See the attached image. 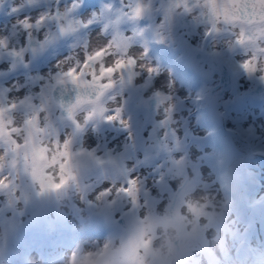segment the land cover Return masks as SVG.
<instances>
[{"label": "bare ground", "instance_id": "6f19581e", "mask_svg": "<svg viewBox=\"0 0 264 264\" xmlns=\"http://www.w3.org/2000/svg\"><path fill=\"white\" fill-rule=\"evenodd\" d=\"M246 1L0 0V264H264L263 159L237 180L171 57L217 84L194 51L225 58L224 126L257 153L264 0Z\"/></svg>", "mask_w": 264, "mask_h": 264}, {"label": "rangeland", "instance_id": "374dc122", "mask_svg": "<svg viewBox=\"0 0 264 264\" xmlns=\"http://www.w3.org/2000/svg\"><path fill=\"white\" fill-rule=\"evenodd\" d=\"M249 1L251 0H247L246 2ZM210 16L212 17V20L214 22L212 8H210ZM165 40L168 41L167 38H165ZM172 42L175 43V40H172ZM194 55L197 58V60H203L204 62L208 61L211 64H214L219 69H221L222 73L225 75L226 84L222 82H219V84H217L212 81H210L209 83H197L196 81L193 82V78L195 76L193 73L192 64L190 63V61L187 59L186 56L180 54V51L174 50L171 57L175 61L176 71L181 75H183V72L185 74L186 73L188 74V81L186 80L182 81L178 79L180 78V75L177 74L176 71L173 72L176 80L180 81L179 91L185 93L186 96L188 94L195 95V92H193L192 90L193 88L196 87L195 89L198 90L199 92L198 94L210 96L209 101L206 102L207 103L206 106L209 107L208 109V111L210 112L209 116H211L212 120L214 121L212 127L215 128L213 129L211 128L213 132V140H208V144L210 146H214V141L216 142L217 140H220L221 142L219 145L220 146L219 151L221 153L222 158L224 160L229 161L227 164H230L229 165L230 170L236 172L235 176L238 181L248 182V179L245 176V161L247 157L253 153L254 157L252 159L259 157L263 159L262 162H264V146L259 147L257 150H255L257 152L255 153L253 151L254 146L249 143L247 137H244L239 133L229 129L228 126H224L227 125L225 119L228 118L231 114L229 107L235 99V89L237 88V86H235L234 76L225 58L217 53L215 54L208 53L207 51L202 49V45L201 47L195 49ZM218 88H220V90L222 91V96H219V94L213 96L212 93L217 92ZM229 97H231V99H229ZM190 109L192 112L194 111L193 108ZM65 122L68 128L71 127V129H73L72 128L73 125L71 123L67 121ZM219 127H224L225 131L223 135H220L218 133ZM206 129L208 128L205 129L202 128V130H200V133H202L201 137L203 138L205 137L203 131H205ZM74 130L77 131L76 129ZM1 135L2 134H0V136ZM75 135L77 134L75 133ZM185 145L188 146L189 142H187ZM238 160H240V162L236 164ZM251 241L253 242V240H249L248 244H250Z\"/></svg>", "mask_w": 264, "mask_h": 264}]
</instances>
